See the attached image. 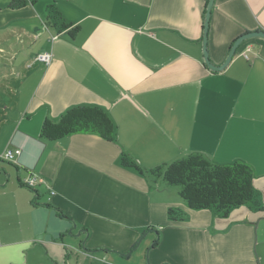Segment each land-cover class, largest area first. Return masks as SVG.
I'll list each match as a JSON object with an SVG mask.
<instances>
[{
    "label": "crops",
    "instance_id": "0c3cea01",
    "mask_svg": "<svg viewBox=\"0 0 264 264\" xmlns=\"http://www.w3.org/2000/svg\"><path fill=\"white\" fill-rule=\"evenodd\" d=\"M207 2L56 0L79 27L73 35L45 24L51 0L1 2L0 264H264V211L189 209L176 189L120 164L122 153L145 169L190 152L241 160L264 202V37L211 71ZM259 29L264 0H214L210 61L221 64L239 35ZM46 51L49 63L35 60ZM76 104L102 107L115 140L39 137L45 118ZM8 148L20 149L14 161L2 158ZM31 174L38 181L27 187ZM170 207L187 218L170 220ZM137 242L148 262L132 259Z\"/></svg>",
    "mask_w": 264,
    "mask_h": 264
},
{
    "label": "trees",
    "instance_id": "16d2710c",
    "mask_svg": "<svg viewBox=\"0 0 264 264\" xmlns=\"http://www.w3.org/2000/svg\"><path fill=\"white\" fill-rule=\"evenodd\" d=\"M36 1L7 0L6 6L19 9ZM55 1L51 0L47 6L45 24L57 32L68 29V34L73 35L79 27H71L72 23L64 21ZM74 133H94L113 141L116 125L102 107L76 104L66 108L56 119L45 118L39 137L56 141ZM120 164L147 177L152 184L161 181L168 186H178L179 197L189 209H208L220 217H226L241 205L252 211H264L261 194L253 185V170L241 160L218 163L201 152H190L168 163L145 169L122 153ZM167 214L170 220L187 218V213L176 207L168 208Z\"/></svg>",
    "mask_w": 264,
    "mask_h": 264
},
{
    "label": "water",
    "instance_id": "95a60500",
    "mask_svg": "<svg viewBox=\"0 0 264 264\" xmlns=\"http://www.w3.org/2000/svg\"><path fill=\"white\" fill-rule=\"evenodd\" d=\"M213 1L214 0H208L207 6H206V11H205V16H204V25H203V36H202V52H203V59H204V63L206 67L209 68L211 71H220L224 69V67L228 64V62L234 55L236 49L239 47L241 42H243L244 40L248 38L255 37V36L264 37V29L249 31V32H245L239 35L231 44L224 61L219 65H214L210 61V58L208 56V51H207V33H208L209 19H210V13H211V7L213 5Z\"/></svg>",
    "mask_w": 264,
    "mask_h": 264
},
{
    "label": "built area",
    "instance_id": "2783aa9c",
    "mask_svg": "<svg viewBox=\"0 0 264 264\" xmlns=\"http://www.w3.org/2000/svg\"><path fill=\"white\" fill-rule=\"evenodd\" d=\"M54 38H55V36H52V39H54ZM244 56L246 58L248 57V55L246 53L244 54ZM50 59H51V54L47 51L39 53L35 56V60L42 61L46 64L49 63ZM19 152H20L19 148H15V149L8 148L3 152L2 158L5 160H8V161H14L16 154H18ZM37 181H38L37 176L35 174H31L30 176L25 178L23 183L27 187H34L35 184L37 183Z\"/></svg>",
    "mask_w": 264,
    "mask_h": 264
},
{
    "label": "rangeland",
    "instance_id": "374dc122",
    "mask_svg": "<svg viewBox=\"0 0 264 264\" xmlns=\"http://www.w3.org/2000/svg\"><path fill=\"white\" fill-rule=\"evenodd\" d=\"M3 0H0V4ZM5 32V30H2L0 29V42H1V38H2V34ZM17 42V41H16ZM2 47L0 46V53L2 54H5V50L4 49H1ZM3 67H5L4 65H2V61L0 59V74H1V70H3ZM170 189H176L177 191H179V187L178 186H170ZM147 251V248L145 247L144 243H141L140 242L138 243L137 242V245H136V248H134L133 252H132V259L137 258L140 259L139 256H145V262H148L147 260V254H145V252ZM91 262L94 264V263H97L99 264V262L97 261H94V260H91ZM88 264V263H86Z\"/></svg>",
    "mask_w": 264,
    "mask_h": 264
}]
</instances>
